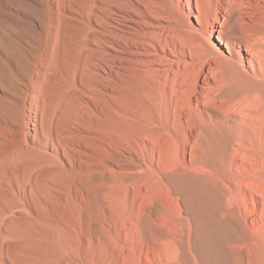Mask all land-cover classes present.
<instances>
[{
  "label": "bare ground",
  "instance_id": "bare-ground-1",
  "mask_svg": "<svg viewBox=\"0 0 264 264\" xmlns=\"http://www.w3.org/2000/svg\"><path fill=\"white\" fill-rule=\"evenodd\" d=\"M226 262L264 264V0H0V264Z\"/></svg>",
  "mask_w": 264,
  "mask_h": 264
},
{
  "label": "rangeland",
  "instance_id": "rangeland-1",
  "mask_svg": "<svg viewBox=\"0 0 264 264\" xmlns=\"http://www.w3.org/2000/svg\"><path fill=\"white\" fill-rule=\"evenodd\" d=\"M195 164V163H194ZM166 194V193H165ZM230 232V233H229ZM231 231H226L224 234H223V236H221L220 237V240H218L217 239V241L220 243V244H223L224 242H229L230 240H231ZM224 237V238H223ZM218 238V237H217ZM223 240H225L224 242H223ZM228 240V241H227ZM226 248V247H225ZM225 248L223 249V250H225ZM220 249V248H219ZM219 254H220V256L221 257H224V254L225 253H223V251L222 252H219ZM219 256V255H218ZM226 256V255H225ZM143 261H145L146 262V260L145 259H143ZM149 263V262H148ZM229 262H226V264H228Z\"/></svg>",
  "mask_w": 264,
  "mask_h": 264
}]
</instances>
